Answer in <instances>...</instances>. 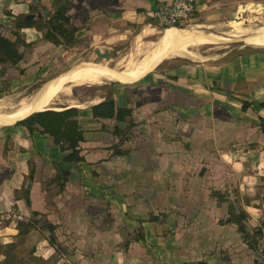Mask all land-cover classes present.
Wrapping results in <instances>:
<instances>
[{
    "label": "crops",
    "instance_id": "0c3cea01",
    "mask_svg": "<svg viewBox=\"0 0 264 264\" xmlns=\"http://www.w3.org/2000/svg\"><path fill=\"white\" fill-rule=\"evenodd\" d=\"M245 1L255 0H198L191 21L221 29ZM171 2L73 0L76 47L103 55L127 43L154 44L162 27L151 12ZM29 10V2L0 0V34L5 27L18 31L22 17L33 21ZM18 33L28 44L43 39L35 28ZM158 68L114 87L109 98L116 108L132 112L125 122L93 117L91 108L108 98L69 107L80 111L83 162H66L68 153L39 127L0 128V207L18 205L27 222L38 213L58 228L65 246L77 248L71 264H264L235 225L220 222L229 211L215 196L229 188L264 196V51L220 64ZM117 148L125 154H114ZM254 201L245 208L252 220L264 215V203ZM258 220L248 226L257 228ZM18 234L7 231L0 245Z\"/></svg>",
    "mask_w": 264,
    "mask_h": 264
},
{
    "label": "rangeland",
    "instance_id": "374dc122",
    "mask_svg": "<svg viewBox=\"0 0 264 264\" xmlns=\"http://www.w3.org/2000/svg\"><path fill=\"white\" fill-rule=\"evenodd\" d=\"M39 1L40 3L37 4V0H14V2L19 3L29 2V15H42V18L36 17L35 20L39 21L40 26H45L48 29L47 23L49 19L47 16L49 13L52 15L54 12V0H43L45 4L49 2L48 4H51V6H44L42 0ZM252 5H257L259 12H251ZM242 8L239 7L235 12L236 16H230L227 24L221 29L214 27L207 28L198 21H190L184 26L178 27L182 30H187L185 32L186 35L190 34L194 37L196 35L198 37H205L206 35L208 38L210 37V40L199 45L188 47V52L173 54L146 72L153 71L159 65L160 68L158 69L169 70L178 66H196L210 63L220 64L254 50L264 51V47L254 46L249 41L254 32L264 28V0H255L253 2L245 1L242 4ZM46 12L48 14H45ZM4 14L8 17H13L11 11L5 10ZM20 20L22 22H28L25 17L20 18ZM241 22L243 23L240 26L236 25ZM165 30V28L160 29L157 41L154 44H137V46H134L127 43L111 49H104V52H102L103 55H109L110 59L99 57L93 52L90 54H82V49L76 47V40L75 43L70 45L64 44L63 46H56L46 41L41 33L43 39L39 46L31 44L30 48L20 47V50L24 51V57L26 58L24 63L20 66H12L10 64L0 65V107L3 106L2 108L5 111L11 112L22 98H32L48 82L54 81L74 70L82 69V66L85 65L84 68L86 69H95L94 65L97 64L105 65L112 70L122 71L123 67L128 63L138 64L144 57L152 54L158 48ZM4 31L6 33L3 36L13 41L17 39L16 34L20 35L23 41L26 40L25 36L18 33L19 29L17 31L16 27H5ZM39 48L40 50H38ZM37 51L42 53L37 54ZM114 87L121 89L123 86L119 82L108 79H102L99 83L79 86L69 84L65 89L66 92L64 91L57 98L52 108L65 109L71 106H92L103 98L111 97ZM222 188L220 187L219 189ZM262 189L264 190V185L261 186L260 190L262 191ZM219 191V193L226 196L228 202H218L226 205L228 211L231 204L235 205L237 210L242 208L245 210L247 206H251L252 200L254 199L255 201L253 203H259L260 208H263L264 196L260 197L258 195L252 199L249 196L241 195L235 188L228 189L231 193L228 191L223 192V190ZM255 206H258V204ZM258 215H255L256 217L253 220L251 218L248 219L247 223L251 221L256 224V221L260 218L258 223L261 226L264 222V215L261 213ZM227 219H221L220 222L223 224ZM33 220L35 223L30 231H27L24 235L18 234L12 244L6 246L0 245V264H4L7 261L6 257L9 254L14 258L13 264H71L68 263L69 260L67 261V258L71 254H75L77 249L75 244L65 246V243L61 241V232L59 229L56 227L54 230L49 229V226H47L48 222L44 221L43 217L38 216ZM25 224L27 225V222ZM248 227L250 228V226ZM64 235L67 236L66 234ZM254 253L264 256V238L261 239L258 250Z\"/></svg>",
    "mask_w": 264,
    "mask_h": 264
},
{
    "label": "trees",
    "instance_id": "16d2710c",
    "mask_svg": "<svg viewBox=\"0 0 264 264\" xmlns=\"http://www.w3.org/2000/svg\"><path fill=\"white\" fill-rule=\"evenodd\" d=\"M73 0H54V12L47 16L49 19L47 27L40 26L39 21L33 20L22 22L17 21L19 29L35 28L43 34V38L56 46H63L64 44H73L76 40V29L69 27L71 23V16L69 14ZM42 20V19H41ZM48 30V31H47ZM17 39L13 41L2 34H0V65H19L23 59L24 54L20 51V47L30 48L31 44L23 41L20 35L16 34ZM264 108V103L260 105ZM249 105L243 104V110L247 111ZM93 117L101 120L116 119L118 122H125L131 117V111L127 109H117L113 98H108L103 103L91 108ZM80 111L77 108H67L63 111L47 110L40 113H35L29 118L18 122V125L25 126L30 132L35 131L39 127L44 133L53 138L55 144L60 147L63 152H67L65 157L66 162L79 163L85 159L81 156V144L84 142V133L79 126ZM261 132L264 134V120L260 123ZM121 133V132H120ZM116 155H124L125 153L117 148L114 152ZM68 173H65L67 179ZM26 193V192H24ZM27 195V194H26ZM215 196L221 202H228L226 196L219 192ZM27 202L30 200L27 196ZM38 213H33V218L30 222L22 223L19 227V234L24 235L30 231L34 225V218L38 217ZM249 215L242 208L237 210L235 205H230L228 219L223 224H233L238 228L243 241L251 251H257L261 239L264 238V222L261 226L250 229L248 227ZM24 224V225H23ZM48 228L54 230L51 224L47 223ZM7 261L4 264H13V257L9 254L6 257Z\"/></svg>",
    "mask_w": 264,
    "mask_h": 264
},
{
    "label": "bare ground",
    "instance_id": "6f19581e",
    "mask_svg": "<svg viewBox=\"0 0 264 264\" xmlns=\"http://www.w3.org/2000/svg\"><path fill=\"white\" fill-rule=\"evenodd\" d=\"M250 11L254 13L259 12V7L257 5H252ZM242 23L243 22L236 25L240 26ZM185 32H187V30H182L180 28H174V27L166 29L162 36L158 48L154 50V52L152 51L153 49L151 50L153 52L152 54L148 55L147 57H144V59L142 58L143 60H141L138 64H129V63L126 64L123 67L122 71L112 70L106 67L105 65L102 66L97 64L94 65L95 69H86L84 68L86 66L85 65L82 66V69L74 70L67 75H64L54 81L48 82L39 91V93H37V95H34L30 99L22 98L16 107L13 106L14 108L12 109L11 112L5 111L2 108L3 106L0 107V127L14 125L20 121L29 118L35 113H40L47 110L63 111V109H56L52 107L54 105V102L65 91L67 85L69 84H73L75 86L84 85V84H93V83H99L102 79H108L119 83H129L147 74L148 72L146 71L148 69L155 66L157 63L161 61H165L166 59H168L169 56L173 54H178L180 52H188V47L195 46L197 44L199 45L208 42L210 40V37L208 38L206 35L205 37L202 36L198 37L197 35H196L197 37L196 36L194 37L193 35L190 34L186 35ZM243 36H244V32H243ZM238 39H242V38H238ZM249 41L254 46L264 47V28L254 32V34L251 35Z\"/></svg>",
    "mask_w": 264,
    "mask_h": 264
},
{
    "label": "built area",
    "instance_id": "2783aa9c",
    "mask_svg": "<svg viewBox=\"0 0 264 264\" xmlns=\"http://www.w3.org/2000/svg\"><path fill=\"white\" fill-rule=\"evenodd\" d=\"M198 0H172L170 4L158 5L151 12L152 20L162 28L181 27L190 22L197 13ZM27 216L18 206L0 207V243H3L6 232L19 230Z\"/></svg>",
    "mask_w": 264,
    "mask_h": 264
},
{
    "label": "water",
    "instance_id": "95a60500",
    "mask_svg": "<svg viewBox=\"0 0 264 264\" xmlns=\"http://www.w3.org/2000/svg\"><path fill=\"white\" fill-rule=\"evenodd\" d=\"M37 2L39 3V1H37ZM45 14H47V13H45ZM36 17H38V18H42V15H39V16L31 15V16L29 17V19H30V20H34ZM98 55H99L100 57L105 58V59H108V58H109L108 55H102L99 51H98Z\"/></svg>",
    "mask_w": 264,
    "mask_h": 264
}]
</instances>
